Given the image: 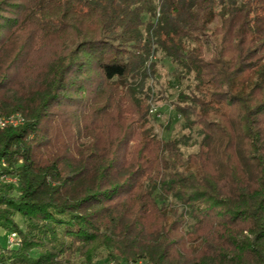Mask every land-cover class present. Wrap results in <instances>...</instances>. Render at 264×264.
<instances>
[{
    "label": "trees",
    "instance_id": "trees-1",
    "mask_svg": "<svg viewBox=\"0 0 264 264\" xmlns=\"http://www.w3.org/2000/svg\"><path fill=\"white\" fill-rule=\"evenodd\" d=\"M157 51L192 79L187 155L149 122ZM13 113L0 264H264V0H0Z\"/></svg>",
    "mask_w": 264,
    "mask_h": 264
},
{
    "label": "rangeland",
    "instance_id": "rangeland-1",
    "mask_svg": "<svg viewBox=\"0 0 264 264\" xmlns=\"http://www.w3.org/2000/svg\"><path fill=\"white\" fill-rule=\"evenodd\" d=\"M142 17L146 20L147 14H143ZM151 60L155 61V73L153 77L145 79L143 84V90L149 87L152 95L149 110L150 125L161 139L181 138V149L187 155L197 150L200 139L199 129L198 127L188 128L185 125L182 115L175 109V103L179 91L186 92L191 86V76H187L180 83H177L173 77V70L176 65L169 58L164 57L161 52L157 51ZM4 182L14 183L15 187L12 193H17L18 187L12 176L2 177L0 184ZM16 219L22 224L20 217ZM6 236L7 232L0 231V243L6 244ZM109 262L105 250L101 249L92 264H109Z\"/></svg>",
    "mask_w": 264,
    "mask_h": 264
},
{
    "label": "built area",
    "instance_id": "built-area-1",
    "mask_svg": "<svg viewBox=\"0 0 264 264\" xmlns=\"http://www.w3.org/2000/svg\"><path fill=\"white\" fill-rule=\"evenodd\" d=\"M21 123H23V117L19 113L0 117V126L7 125V124L16 126V125H19ZM15 239H16L15 232H12L9 235L8 242L10 244H14ZM109 264H118V263H116L114 261H110ZM121 264H146V262L143 259H138L135 261H126V262H123Z\"/></svg>",
    "mask_w": 264,
    "mask_h": 264
}]
</instances>
